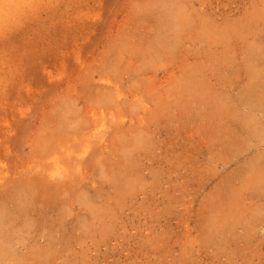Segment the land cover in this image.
I'll use <instances>...</instances> for the list:
<instances>
[{
	"label": "rangeland",
	"instance_id": "1",
	"mask_svg": "<svg viewBox=\"0 0 264 264\" xmlns=\"http://www.w3.org/2000/svg\"><path fill=\"white\" fill-rule=\"evenodd\" d=\"M262 74L264 0H0V264H264Z\"/></svg>",
	"mask_w": 264,
	"mask_h": 264
},
{
	"label": "bare ground",
	"instance_id": "2",
	"mask_svg": "<svg viewBox=\"0 0 264 264\" xmlns=\"http://www.w3.org/2000/svg\"><path fill=\"white\" fill-rule=\"evenodd\" d=\"M179 16L180 14L178 12H172L171 14V21H170V25L171 27L173 28V30H178L179 27H180V22H179ZM182 17V16H181ZM180 17V18H181ZM183 21V19H180ZM260 53H261V50H259ZM253 53V52H251ZM255 53V52H254ZM257 55V54H255ZM262 55V54H261ZM250 57V56H248ZM245 58V57H244ZM259 58V57H258ZM256 59V58H255ZM263 58L261 57V60ZM260 60V59H258ZM260 60V62H261ZM248 61V60H247ZM244 62V61H243ZM263 62V61H262ZM252 63V62H251ZM247 64V63H246ZM249 64V63H248ZM248 67V65H247ZM251 67V66H250ZM249 67V69H250ZM254 67V66H253ZM255 69V67H254ZM258 69H260L258 67ZM251 71V74L252 73V69H250ZM261 71V70H260ZM256 75V74H255ZM258 75V74H257ZM264 75V74H262ZM259 78V77H258ZM262 80V79H261ZM260 81V80H259ZM264 83V82H263ZM257 90H258V87H257ZM246 99L248 97H251V98H254L256 96V98L258 99V102H260V100L262 99L256 92V89H254L253 86H250L249 89H246L245 91V95ZM244 97V98H245ZM264 109V108H263ZM262 109V111H263ZM261 111V112H262ZM248 113V112H247ZM250 113V112H249ZM264 114V113H263ZM244 123V122H243ZM248 123V122H247ZM243 125V124H242ZM258 125V124H256ZM241 127V126H240ZM246 127V126H245ZM244 128V127H243ZM256 128V127H255ZM261 128V126H260ZM242 129V128H241ZM247 131V129H246ZM252 131V130H251ZM263 131V130H262ZM242 138V137H241ZM237 139V138H236ZM53 141V140H52ZM233 142V141H232ZM248 142V141H247ZM74 159V158H73ZM75 160V159H74ZM76 161V160H75ZM246 165V164H245ZM264 170V168H263ZM232 171V170H231ZM256 173V172H255ZM232 176V175H231ZM235 176V175H234ZM45 179V178H44ZM232 180V179H231ZM236 180V179H235ZM41 181V180H40ZM260 181H258L259 183ZM66 183V182H65ZM58 184V183H57ZM250 184V183H249ZM53 185V184H52ZM70 185V184H69ZM239 185V184H238ZM236 185V186H238ZM241 185V183H240ZM246 185V184H245ZM30 186V185H29ZM32 186V185H31ZM61 185H59L60 187ZM65 186V185H64ZM235 186V187H236ZM179 187V186H178ZM21 188V187H20ZM33 188V187H32ZM40 188V187H39ZM69 188V187H68ZM41 189V188H40ZM38 190V189H37ZM49 190V189H48ZM58 190V189H57ZM240 190V189H238ZM22 191V190H21ZM40 191V190H39ZM16 192V191H14ZM18 192V191H17ZM16 192V193H17ZM28 192V191H27ZM62 192V191H61ZM258 192V191H257ZM45 193V192H44ZM240 193V192H239ZM256 193V192H255ZM21 195V194H20ZM31 195V194H30ZM18 196V195H17ZM52 196V195H51ZM227 196L228 197H218V199L213 202L212 206L210 207L209 209V212L207 215H205L203 218L205 221L203 222L204 226H202L201 228V236L205 237V240H210V241H213L215 238H216V234H218L219 232H223V231H232L235 227V224H236V221L237 220H240V217H239V211L237 210V208L239 207V197H237V191H234V192H227ZM245 197V196H244ZM10 199V198H9ZM58 199V198H57ZM242 199V198H241ZM12 200V199H10ZM16 200H18L19 203L22 204V202L20 201V198H17ZM22 200V199H21ZM239 201V202H238ZM244 201V200H242ZM192 202V199L189 198V201H188V207H187V210H186V215L185 214H182L180 213V216H181V221L183 222V224L186 222V225H183L182 224V227H181V233L183 232H186L188 234V236L190 237L193 232V227L192 226H189L192 222V207L190 209V204ZM243 203V202H242ZM249 204V203H248ZM252 205V203H251ZM240 206H242V204H240ZM7 208V207H6ZM253 208V207H252ZM23 209V208H22ZM263 210V209H262ZM25 212V211H24ZM251 212V211H250ZM264 212V211H263ZM9 213V212H8ZM255 214V212H254ZM257 214V213H256ZM5 213L0 210V226L2 225V223L4 222V219H5ZM258 218H260V216H258ZM7 219V217H6ZM257 218H254L253 220L250 221V226L248 225V228L246 229L247 230V237H250V236H253L254 234V230H255V227H257V223L255 222ZM26 220V219H25ZM255 220V221H254ZM25 222V221H24ZM31 222V221H30ZM181 222V223H182ZM193 222H194V219H193ZM245 224V223H244ZM26 225V224H25ZM183 228V229H182ZM199 229V228H198ZM184 230V231H183ZM215 234V235H214ZM200 236V237H201ZM198 238V237H197ZM240 238V237H239ZM195 239V238H194ZM201 239V238H200ZM234 239V238H233ZM248 239V238H246ZM187 240V239H185ZM197 240V239H196ZM235 240V239H234ZM244 240V238H243ZM249 240V239H248ZM218 241V240H217ZM194 242V240H193ZM200 242V241H199ZM247 243V242H246ZM201 245V244H200ZM253 245V244H252ZM251 245V246H252ZM214 246V245H213ZM216 246V245H215ZM207 247V246H206ZM217 247V246H216ZM202 248V247H201ZM216 249V248H215ZM181 250V249H180ZM188 250V249H187ZM1 251L3 252V248L0 247V254H1ZM209 251V250H208ZM220 251V250H219ZM237 251V250H236ZM181 252V251H180ZM226 252V251H225ZM244 252V251H243ZM4 253V252H3ZM10 254V253H9ZM228 254V253H227ZM251 255V254H250ZM47 257V256H46ZM236 259V258H235ZM241 259V258H240ZM229 260V259H228ZM245 260V259H244ZM251 261V260H250ZM247 263V262H246ZM183 264V263H182ZM238 264V263H237ZM248 264V263H247Z\"/></svg>",
	"mask_w": 264,
	"mask_h": 264
}]
</instances>
